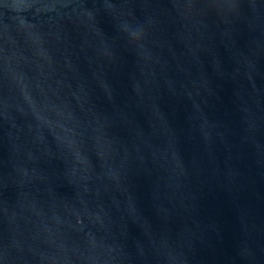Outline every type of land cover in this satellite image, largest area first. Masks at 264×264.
<instances>
[{"label":"water","instance_id":"obj_1","mask_svg":"<svg viewBox=\"0 0 264 264\" xmlns=\"http://www.w3.org/2000/svg\"><path fill=\"white\" fill-rule=\"evenodd\" d=\"M0 264H264V0H0Z\"/></svg>","mask_w":264,"mask_h":264}]
</instances>
